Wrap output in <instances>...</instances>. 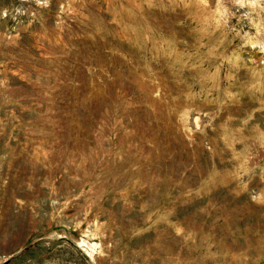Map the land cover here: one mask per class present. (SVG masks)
I'll use <instances>...</instances> for the list:
<instances>
[{"label": "rangeland", "instance_id": "obj_1", "mask_svg": "<svg viewBox=\"0 0 264 264\" xmlns=\"http://www.w3.org/2000/svg\"><path fill=\"white\" fill-rule=\"evenodd\" d=\"M0 264H264V0H0Z\"/></svg>", "mask_w": 264, "mask_h": 264}, {"label": "bare ground", "instance_id": "obj_2", "mask_svg": "<svg viewBox=\"0 0 264 264\" xmlns=\"http://www.w3.org/2000/svg\"><path fill=\"white\" fill-rule=\"evenodd\" d=\"M5 178V177H4ZM6 203V202H5ZM7 204V203H6ZM19 208V207H18ZM11 209V208H10ZM9 211V210H8ZM19 212V211H18Z\"/></svg>", "mask_w": 264, "mask_h": 264}]
</instances>
